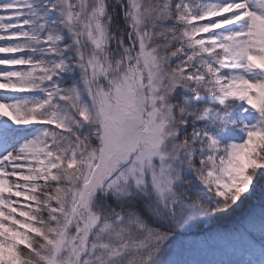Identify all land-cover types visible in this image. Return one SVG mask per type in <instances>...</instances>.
Instances as JSON below:
<instances>
[{"label": "snow or ice", "instance_id": "1", "mask_svg": "<svg viewBox=\"0 0 264 264\" xmlns=\"http://www.w3.org/2000/svg\"><path fill=\"white\" fill-rule=\"evenodd\" d=\"M0 264H264V0H0Z\"/></svg>", "mask_w": 264, "mask_h": 264}, {"label": "rangeland", "instance_id": "2", "mask_svg": "<svg viewBox=\"0 0 264 264\" xmlns=\"http://www.w3.org/2000/svg\"><path fill=\"white\" fill-rule=\"evenodd\" d=\"M239 213L236 214V216H233L232 218H229L227 221H225L223 224L219 225V227H224L227 225H230L231 223H233L235 221V219L238 217ZM214 249H207L205 251H201L198 252L196 254H194L193 258L195 259H212L214 258ZM216 255L218 256L219 253L217 252Z\"/></svg>", "mask_w": 264, "mask_h": 264}]
</instances>
